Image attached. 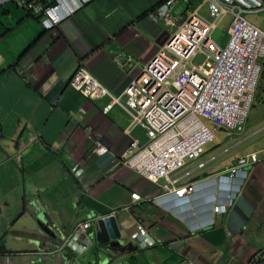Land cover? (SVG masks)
I'll return each mask as SVG.
<instances>
[{
  "label": "crops",
  "instance_id": "crops-1",
  "mask_svg": "<svg viewBox=\"0 0 264 264\" xmlns=\"http://www.w3.org/2000/svg\"><path fill=\"white\" fill-rule=\"evenodd\" d=\"M161 1L95 0L80 7L77 0H64L59 13L66 17L48 30L15 0H0V247L8 253L0 255V264H64L71 253L55 251L73 225L105 216H115L122 233L121 246L108 255L109 264H249L264 253V160L251 167L233 206L212 215L214 225L197 229L198 217L193 216L191 227L155 204L165 181L140 175L120 159L130 142L125 134L129 116L119 105L107 114L103 110L112 98H124L133 78L169 39L168 28L148 18ZM190 1L193 10L210 20L205 0ZM184 4L181 16L188 3L173 7ZM260 23L256 25L264 30V21ZM120 53L131 56V67L116 65ZM192 64L206 73L213 68L202 52ZM80 67L108 93L75 88L71 81ZM247 123L241 133L217 130L236 141L221 143L206 159L190 162V177H182L185 171L175 174L182 185L195 184V206L208 197L211 178L240 157L264 149V126L252 129ZM95 134L109 148L102 156L92 152ZM132 136L141 145L147 142L141 128ZM200 162L208 164L197 169ZM77 164L84 167L81 176L73 174ZM28 191L46 205L54 237L42 233L25 210ZM138 223L148 228L153 241L147 249L138 248L134 239ZM56 230L65 237L61 241ZM99 249L94 240L81 257Z\"/></svg>",
  "mask_w": 264,
  "mask_h": 264
},
{
  "label": "built area",
  "instance_id": "built-area-1",
  "mask_svg": "<svg viewBox=\"0 0 264 264\" xmlns=\"http://www.w3.org/2000/svg\"><path fill=\"white\" fill-rule=\"evenodd\" d=\"M16 1L29 10H43L38 0ZM57 1V6L46 9L44 24L47 28L54 27L60 20L55 10L64 0ZM79 1L82 4V0ZM177 1L167 0L149 14L151 21L164 23L171 35L133 78L124 91V98H112L103 112L107 114L114 105H119L129 116L125 134L130 142L120 155L126 167L147 178L164 180L167 183L165 192L172 191L178 198L191 199L195 184L182 186L181 177L176 178L175 174L185 171L182 177L191 176L194 170H187L189 163L203 157L205 147L214 140L218 129L234 133L245 130L264 67V30L246 15L263 12L264 0H205L211 16L209 21L197 11L174 17L171 7ZM227 14L232 17L229 40L222 46L214 39L213 32ZM201 52L213 61L210 73L192 64ZM131 62V56L126 57L124 53L115 58L120 68L131 67ZM72 85L87 92L102 89L108 93L100 81L82 67L75 74ZM81 111L85 113V110ZM136 128L145 131L148 140L143 145L132 136ZM91 134L92 130H89L88 135ZM108 151L109 148L95 134L93 154L102 156ZM263 160L264 149L249 153L227 169L228 176L221 178L234 180L244 174L250 175L247 169ZM206 164L200 162L196 168L202 169ZM73 172L75 176H81L84 167L77 164ZM244 183L234 193L226 196L218 193L212 213L227 212L242 192ZM90 226V222L79 223L72 232L70 246L78 254L90 247L86 236ZM137 234L141 246L145 247L147 229L138 225Z\"/></svg>",
  "mask_w": 264,
  "mask_h": 264
},
{
  "label": "clouds",
  "instance_id": "clouds-1",
  "mask_svg": "<svg viewBox=\"0 0 264 264\" xmlns=\"http://www.w3.org/2000/svg\"><path fill=\"white\" fill-rule=\"evenodd\" d=\"M16 1V0H15ZM55 1V4H53V5H48L50 2H51V0H47L46 1V6L45 5H43V10L42 11H39V12H36L38 15L39 14H42V20H41V22H42V25L46 28V29H48V30H51V29H54L58 24H56L54 27H52V28H47L46 26H45V24H44V21H45V19H46V9L47 8H50V7H55V6H57L58 5V1L57 0H54ZM78 2H79V6L80 7H82L84 4H86V3H90V2H93V1H95V0H91V1H87V2H84L83 0H82V4L80 3V1L79 0H77ZM165 1H167V0H162L154 9H152L149 13H148V18H149V14L151 13V12H153L156 8H158L160 5H162ZM188 1L189 0H187V1H185V0H179V1H177L172 7H171V13H172V9H173V7L177 4V3H180V2H183V3H188ZM17 2V1H16ZM18 3V2H17ZM206 3V2H205ZM38 4H41L40 2H39V0H38ZM18 5H20L19 3H18ZM42 5V4H41ZM59 5H61V7H58L56 10H55V14H57L58 16H59V22H61L65 17H66V15H64L63 17L60 15V13H59V11H63L62 10V6L63 5H65V3L63 2L62 4H59ZM20 6H22V5H20ZM206 6H207V4H206ZM23 7V6H22ZM25 8V7H24ZM27 9V8H26ZM207 9H208V6H207ZM27 10H29V9H27ZM30 11H33V10H30ZM194 11H197L196 9L194 10ZM209 11V10H208ZM209 15H210V13H209ZM227 15H229V14H227ZM227 15H225V17L227 16ZM174 16V15H173ZM182 16H186V15H182ZM181 16V17H182ZM174 17H176V16H174ZM224 17V18H225ZM176 18H178V17H176ZM180 18V17H179ZM223 18V19H224ZM222 19V20H223ZM149 20H150V18H149ZM210 20H211V16H210ZM221 20V21H222ZM232 20V19H231ZM151 21V20H150ZM209 21V20H208ZM58 22V23H59ZM151 22H153V21H151ZM153 23H155V22H153ZM156 23H162V22H156ZM220 23V22H219ZM231 23V22H230ZM163 25H164V23H162ZM219 25V24H218ZM217 25V26H218ZM230 26V25H229ZM217 28V27H216ZM260 28V27H259ZM229 29V28H228ZM215 31V30H214ZM227 33H228V30H227ZM228 36H229V34H228ZM215 39V38H214ZM228 40H229V38H228ZM228 42V41H227ZM219 43V42H218ZM227 44V43H226ZM225 44V45H226ZM221 45V44H220ZM224 45V46H225ZM223 46V45H222ZM199 54V53H198ZM197 54V55H198ZM195 59V58H194ZM213 62V61H212ZM81 68V67H80ZM83 68V67H82ZM213 69V68H212ZM212 71V70H211ZM210 71V72H211ZM263 71H264V67H263V70H262V73H263ZM209 72V73H210ZM75 76V75H74ZM261 77H262V74H261V76H260V79H259V82H260V80H261ZM74 78V77H73ZM73 80V79H72ZM71 84H72V81H71ZM258 85H259V83H258ZM258 88V87H257ZM111 102H112V100H111ZM251 110V109H250ZM250 113V112H249ZM249 117V116H248ZM248 120V119H247ZM220 129H223V128H220ZM219 130V129H218ZM226 130V129H225ZM228 131V130H227ZM145 132V131H144ZM146 135V134H145ZM147 138V137H146ZM215 138H216V132H215ZM215 138H214V140H215ZM148 140V139H147ZM213 140V141H214ZM212 141V142H213ZM211 143V142H210ZM205 153H206V151H205ZM205 155V154H204ZM203 155V156H204ZM207 164H208V162H207ZM206 164V165H207ZM251 171V169H247V172L248 173H251L250 172ZM84 172H82L81 174H83ZM227 172L225 171V172H223V173H220L219 175H217V176H215V177H213V178H211L210 180H209V182H208V185H207V190H206V192H208L209 193V195H208V197L206 198V200L205 201H202L201 202V205L200 206H195L196 205V200H195V193L197 192V189H196V186H195V192H194V196H193V198H191V199H183V198H178L176 195H175V192H172V191H170V192H165L166 190H164L163 189V193L162 194H160V195H158L157 197H155L154 198V202H155V204H157V205H160L161 206V208H163L165 211H168V212H170V213H172L173 215H175V216H177L178 218H180V219H184V221L190 226L191 224H192V222H190L191 220H192V218H193V216H196V217H198L200 220H199V224H196V227H197V229H205L206 227H208V226H212V225H214V220L212 219V215L213 216H215V215H217V213L216 214H213L212 213V210L214 209V206H215V204H216V202H217V200H218V193H219V195H221V196H226V195H228L229 193H231V192H236V190L238 189V187H239V185H241V184H243V183H241L242 181H247L249 178H250V175L248 174L247 176H245V174L244 175H241V176H238L237 178H235L234 180L233 179H229V177H227V178H221V176L222 177H225V176H228L227 174H226ZM164 181V180H163ZM217 181V182H216ZM182 186H184V185H182ZM217 196V197H216ZM175 200H178V201H180V202H174ZM225 212H223V214H224ZM105 217H107V216H105ZM115 217V216H114ZM203 217H208V219H206V220H201ZM104 217H94V218H92V219H88L87 221H85V222H90V224H91V226L88 228V230H87V238L89 239V241H90V247H89V249H91V247H92V245H93V241L95 240V234L94 235H92L91 233H90V230L91 229H93L94 231H95V228H94V226H95V224L98 222V220H100V219H103ZM209 220H212L213 221V223H211V221H209ZM83 223V222H82ZM77 224H79V223H77ZM77 224H75V225H73V227H72V230H71V233L66 237V239H65V241L63 242L64 243V248H63V251L65 250V251H68V252H70L72 255H74V256H76V257H78V256H81V255H83L84 253H86L87 251H85L84 253H82V254H78V253H76L73 249H72V247H71V249H69L68 248V246L70 245V241H71V239H72V232L74 231V228L76 227V225ZM203 224L205 225V226H203ZM208 224V225H207ZM138 225H142V226H144L142 223H138L137 224V226ZM193 226V224L191 225V227ZM146 229H147V235H146V237H145V240H146V243H147V245L145 246V247H142L141 246V238H140V236H138V234H137V227H136V231L133 233L134 234V239H136V241H137V247L138 248H140V249H147V248H149L150 246H152L153 245V241H150L149 240V231H148V228L146 227V226H144ZM93 237H94V239H93ZM92 238V239H91ZM60 244V243H59ZM57 245V247H56V251L55 252H61L62 251V249L60 248V245ZM3 253H5V254H8L6 251H4V252H1L0 251V255L1 254H3ZM69 253V254H70Z\"/></svg>",
  "mask_w": 264,
  "mask_h": 264
},
{
  "label": "water",
  "instance_id": "water-1",
  "mask_svg": "<svg viewBox=\"0 0 264 264\" xmlns=\"http://www.w3.org/2000/svg\"><path fill=\"white\" fill-rule=\"evenodd\" d=\"M24 200L25 210L27 211L28 209L30 211L29 215L38 225L40 231L54 237V234L51 232V228L54 227V225H50L52 224L51 214H49L46 205H44V208L42 207L41 197L35 195L33 191H28ZM94 228L95 243L100 246V249L87 259L70 254L68 260L64 264H109L107 263L109 253H112V250L120 247L122 244V233L117 218L104 217L103 219L98 220ZM56 232L55 235L57 240L60 239L61 241L62 238H65L60 230H56ZM65 239L59 244L62 250L65 246L63 243ZM68 248L71 249V246L69 245Z\"/></svg>",
  "mask_w": 264,
  "mask_h": 264
},
{
  "label": "rangeland",
  "instance_id": "rangeland-1",
  "mask_svg": "<svg viewBox=\"0 0 264 264\" xmlns=\"http://www.w3.org/2000/svg\"><path fill=\"white\" fill-rule=\"evenodd\" d=\"M177 5V4H176ZM175 5V6H176ZM175 8V7H174ZM185 8V4L184 6L182 5H178L177 9L174 10L173 9V13H176V16L179 18L182 14V12L184 11ZM231 15H227V17L221 21L219 23V25L217 26V28L215 29V31L213 32V37L215 38V40L219 43H221V45H225L227 39H228V35H227V27L229 25V23L231 22L232 17H230ZM248 18L253 21L254 24H261L260 21H264V13L258 14V15H249ZM257 21V22H256ZM223 39H221V37ZM198 62V61H197ZM212 64L211 62H207V68L208 70H210ZM264 82L262 81V79L259 82L258 88L255 92L254 95V100H253V104L249 113V118H248V127L250 128H259L264 126ZM264 134V130L262 131ZM235 140V137L227 134V133H223V132H217L216 133V139L215 141L209 143L206 147H205V151L207 152L204 156L203 159H206L209 155H211L212 153L210 152L211 149L215 146H218L219 144H225L230 145L232 144ZM216 155H219L220 153H215Z\"/></svg>",
  "mask_w": 264,
  "mask_h": 264
},
{
  "label": "trees",
  "instance_id": "trees-1",
  "mask_svg": "<svg viewBox=\"0 0 264 264\" xmlns=\"http://www.w3.org/2000/svg\"><path fill=\"white\" fill-rule=\"evenodd\" d=\"M46 1L47 0H39V2L42 4V5H45L46 4ZM15 3H17L15 1ZM18 4V3H17ZM55 4V1H52L48 4V5H53ZM20 6V5H19ZM46 6V5H45ZM191 6V1L189 0L188 1V4H187V9L184 13V15H189L191 12H193V8L190 7ZM26 9V8H25ZM27 10V9H26ZM28 13L32 16H37V17H40V19L42 20V14H37L34 10L33 11H30V10H27ZM262 81L264 82V71L262 73V77H261ZM0 251L1 252H4V249L2 247H0ZM249 264H264V253L256 258H254Z\"/></svg>",
  "mask_w": 264,
  "mask_h": 264
}]
</instances>
